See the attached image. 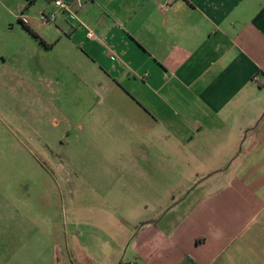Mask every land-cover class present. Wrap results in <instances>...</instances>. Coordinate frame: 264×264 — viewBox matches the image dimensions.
<instances>
[{
    "label": "crops",
    "instance_id": "crops-1",
    "mask_svg": "<svg viewBox=\"0 0 264 264\" xmlns=\"http://www.w3.org/2000/svg\"><path fill=\"white\" fill-rule=\"evenodd\" d=\"M65 1L45 22L52 0H0V110L96 168L220 178L176 228L177 253L264 264V0Z\"/></svg>",
    "mask_w": 264,
    "mask_h": 264
},
{
    "label": "rangeland",
    "instance_id": "rangeland-1",
    "mask_svg": "<svg viewBox=\"0 0 264 264\" xmlns=\"http://www.w3.org/2000/svg\"><path fill=\"white\" fill-rule=\"evenodd\" d=\"M7 114L0 110V243L13 264L191 263L173 234L220 178L192 184L191 172L156 180L96 168L76 148L46 151L21 113Z\"/></svg>",
    "mask_w": 264,
    "mask_h": 264
},
{
    "label": "built area",
    "instance_id": "built-area-1",
    "mask_svg": "<svg viewBox=\"0 0 264 264\" xmlns=\"http://www.w3.org/2000/svg\"><path fill=\"white\" fill-rule=\"evenodd\" d=\"M54 3V10H52L50 13L43 14L42 19L45 22H52L56 20L57 17V12L59 10H70L72 2H66L65 0H52ZM82 1L83 0H75L74 2L78 5V7L82 6ZM174 3V0H167L164 4H162V9L163 10H169ZM88 37L90 38H95V34L93 31L88 32ZM255 81L259 82L258 78H255Z\"/></svg>",
    "mask_w": 264,
    "mask_h": 264
}]
</instances>
